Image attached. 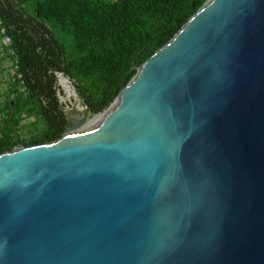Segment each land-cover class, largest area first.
I'll use <instances>...</instances> for the list:
<instances>
[{
  "label": "water",
  "instance_id": "obj_1",
  "mask_svg": "<svg viewBox=\"0 0 264 264\" xmlns=\"http://www.w3.org/2000/svg\"><path fill=\"white\" fill-rule=\"evenodd\" d=\"M133 69L0 154V264H264V0H207Z\"/></svg>",
  "mask_w": 264,
  "mask_h": 264
},
{
  "label": "trees",
  "instance_id": "obj_2",
  "mask_svg": "<svg viewBox=\"0 0 264 264\" xmlns=\"http://www.w3.org/2000/svg\"><path fill=\"white\" fill-rule=\"evenodd\" d=\"M206 1L0 0V22L16 59L3 76L0 154L66 134L55 74L74 82L91 115L99 114L133 77V67L165 45Z\"/></svg>",
  "mask_w": 264,
  "mask_h": 264
},
{
  "label": "rangeland",
  "instance_id": "obj_3",
  "mask_svg": "<svg viewBox=\"0 0 264 264\" xmlns=\"http://www.w3.org/2000/svg\"><path fill=\"white\" fill-rule=\"evenodd\" d=\"M6 26L1 24L0 22V108L3 109L6 104V99L3 97L5 91V82L3 76L6 71L12 64H15L16 59L13 52L9 49L8 44L6 43L5 36L6 35ZM56 76V84L55 91L56 96L59 101V105L61 110L64 112L66 116V120L72 118L74 115H80L88 119H92L95 115H91L88 111L87 106L85 104L84 98L80 94L79 87L72 81L68 80V88H64L59 83L60 76L62 74H55ZM29 121H24V125H26ZM25 128L23 129V131ZM5 135L3 131H0V136Z\"/></svg>",
  "mask_w": 264,
  "mask_h": 264
},
{
  "label": "bare ground",
  "instance_id": "obj_4",
  "mask_svg": "<svg viewBox=\"0 0 264 264\" xmlns=\"http://www.w3.org/2000/svg\"><path fill=\"white\" fill-rule=\"evenodd\" d=\"M59 83L61 84V86H63L64 88H68V80L64 77V76H60L59 78ZM72 121H77V122H80V123H84L86 118L83 117V116H80V115H74L72 118H71Z\"/></svg>",
  "mask_w": 264,
  "mask_h": 264
},
{
  "label": "built area",
  "instance_id": "obj_5",
  "mask_svg": "<svg viewBox=\"0 0 264 264\" xmlns=\"http://www.w3.org/2000/svg\"><path fill=\"white\" fill-rule=\"evenodd\" d=\"M6 43L9 44L10 38L8 36H5Z\"/></svg>",
  "mask_w": 264,
  "mask_h": 264
}]
</instances>
